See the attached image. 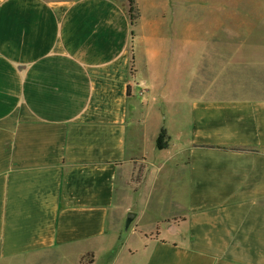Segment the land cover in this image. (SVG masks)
I'll list each match as a JSON object with an SVG mask.
<instances>
[{"label":"crops","instance_id":"0c3cea01","mask_svg":"<svg viewBox=\"0 0 264 264\" xmlns=\"http://www.w3.org/2000/svg\"><path fill=\"white\" fill-rule=\"evenodd\" d=\"M184 16L0 0V264H264V84ZM157 152L182 198L122 242L118 179Z\"/></svg>","mask_w":264,"mask_h":264},{"label":"rangeland","instance_id":"374dc122","mask_svg":"<svg viewBox=\"0 0 264 264\" xmlns=\"http://www.w3.org/2000/svg\"><path fill=\"white\" fill-rule=\"evenodd\" d=\"M177 9L185 12L186 26H195L200 30L215 27L226 32L219 34L226 37L233 53H247L250 77L255 75L256 80L264 84V0H164V11ZM132 16L135 17L134 7ZM157 154L149 162L137 158L125 175L118 179L117 197L122 204V216L120 221L111 224L122 242L131 231L146 235L159 228L164 231V212L168 210V205L164 207L165 200L171 202L176 197L182 198V192H174L166 179L165 172L170 169L171 162L167 163V167H161L163 159L161 153ZM129 213L135 214V217L129 220ZM137 225L139 228H136ZM125 244L133 247L136 240L128 239ZM125 255L124 249L118 264H126ZM98 264H106V259Z\"/></svg>","mask_w":264,"mask_h":264},{"label":"trees","instance_id":"16d2710c","mask_svg":"<svg viewBox=\"0 0 264 264\" xmlns=\"http://www.w3.org/2000/svg\"><path fill=\"white\" fill-rule=\"evenodd\" d=\"M132 12H133V7H132V3L130 1L128 13H129V16L131 17V20H133L135 18L132 16ZM132 23H133V21H132ZM167 146H168V144H167L166 132L164 129H161V131H160V133L156 139V148L158 150H163V149H166Z\"/></svg>","mask_w":264,"mask_h":264},{"label":"water","instance_id":"95a60500","mask_svg":"<svg viewBox=\"0 0 264 264\" xmlns=\"http://www.w3.org/2000/svg\"><path fill=\"white\" fill-rule=\"evenodd\" d=\"M135 217V214H133V213H129V215H128V219L130 220V219H133Z\"/></svg>","mask_w":264,"mask_h":264}]
</instances>
